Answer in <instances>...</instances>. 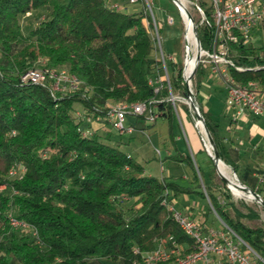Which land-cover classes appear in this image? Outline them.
Here are the masks:
<instances>
[{
  "label": "trees",
  "instance_id": "16d2710c",
  "mask_svg": "<svg viewBox=\"0 0 264 264\" xmlns=\"http://www.w3.org/2000/svg\"><path fill=\"white\" fill-rule=\"evenodd\" d=\"M39 11H46V16L24 33L19 17ZM206 13L205 22H195L203 48L211 39L209 9ZM145 16L142 6L137 13H127L111 9L108 0H0V183L18 191L11 197L2 193L1 198L2 204L9 202L14 216L37 232L33 236L11 227L1 211L0 264H132L159 243L168 247L172 242L189 252L192 239L162 201L169 204L172 197L191 192L208 200L207 213L216 214L264 261L259 211L230 200L229 189L222 179L216 180V173L207 180L199 170L195 189L183 186L144 173V166L118 147L95 133L81 136L78 130L90 125L75 119V103L101 123L105 105L114 101H143L148 104L143 118L154 110L158 117L172 119L167 88L154 93L148 83L160 65ZM251 51L238 50L236 61L244 66L263 64V59L248 58ZM39 59L47 67L66 68L83 87L52 97L47 88L20 83V74L39 65ZM169 65L170 85L178 89L181 65ZM204 73L198 65L193 93L220 159L238 176L237 164L219 139L217 120L196 97ZM231 74L264 87V68L232 69ZM13 164H22L24 172L9 180L5 176ZM253 190L264 199L259 188Z\"/></svg>",
  "mask_w": 264,
  "mask_h": 264
},
{
  "label": "built area",
  "instance_id": "2783aa9c",
  "mask_svg": "<svg viewBox=\"0 0 264 264\" xmlns=\"http://www.w3.org/2000/svg\"><path fill=\"white\" fill-rule=\"evenodd\" d=\"M180 18L183 22V62L181 65V81L178 89H172L170 85V71L168 64L174 62L172 56L166 53L165 43L161 36V26L159 17L153 10L152 0H126L125 4L140 3L144 12V25L152 40L155 57L159 61V69L156 74L148 79V83L153 87L154 93L159 92L163 86L167 88L165 99L170 102L172 110L178 113L179 104H184L192 113L194 127L200 132L204 147L210 153V148L206 136L202 129L201 122L196 118L191 106V99L187 92L193 93L192 78L198 65L208 68L210 73L221 79L225 88V105L231 108L236 115L249 112L254 116L264 114V101L259 93L264 91V87L256 80L246 82L237 80L231 70L242 72L245 70H256L264 68L263 64L244 66L236 61L237 51L243 48H251L250 59L264 60V0H177ZM203 2V5L200 3ZM186 3L194 6L199 22H205L207 18L206 10L209 9L211 26V39L207 47H201L193 26V16L186 7ZM116 0H108L111 9H126V5ZM183 9H186L191 17L192 23H188ZM31 12H26L29 16ZM172 18L168 19L172 23ZM19 81L22 84H33L47 88L52 97L62 96L78 91L83 87V82L66 68H50L44 61L39 65L29 67L20 74ZM146 102L114 101L105 105L106 113L104 124L110 125L118 134H132L136 129V121L146 119L153 121L158 117L154 110L147 115ZM75 119L89 125L94 121L91 115L83 110H76ZM128 115L135 117L134 123H126ZM81 136L89 137L95 132L90 126L78 127ZM159 154V151H157ZM24 172L22 164H13L8 169V175L12 178H21ZM7 192L9 197L17 194L18 191L6 183L0 184V204L2 193ZM208 204L209 201L207 200ZM5 215L8 223L13 228H20L29 231L31 235L37 236L34 226L18 219L12 214L11 205ZM172 212V217L189 236L194 248L183 253L182 247L174 242L165 247L161 243L151 251L141 253L139 261L132 264H264V261L247 246L231 229L222 221L224 230L207 229L201 223L180 211L175 210L171 203L167 204ZM210 205V204H209ZM1 212V211H0ZM214 212V211H213ZM216 215V214H215ZM217 217V215H216ZM218 218V217H217ZM219 219V218H218ZM220 220V219H219ZM138 253V249L134 250ZM260 262V263H259Z\"/></svg>",
  "mask_w": 264,
  "mask_h": 264
},
{
  "label": "crops",
  "instance_id": "0c3cea01",
  "mask_svg": "<svg viewBox=\"0 0 264 264\" xmlns=\"http://www.w3.org/2000/svg\"><path fill=\"white\" fill-rule=\"evenodd\" d=\"M121 4H125V1L123 0ZM203 68L208 72L209 81L207 86L208 100L206 105L201 103V106L205 111H209L212 117L217 120L219 139L227 148L232 161L238 166L240 177L234 172L238 180L252 189L259 188L262 194H264V114L258 117L249 112L236 115L231 108L225 105L226 93L221 79L212 75L208 68ZM220 95L222 97L221 102L219 100ZM259 96L264 101V91L260 92ZM145 120L139 119L138 126L135 124L137 130L154 129L153 126L156 122L148 126L150 123H148L149 121L145 122ZM167 121L169 143H164V150L158 154L160 173L158 178L174 179L183 186H190L195 189L196 172L199 176L198 171L200 170L203 177L205 173L199 167L194 154H205L200 159L204 162H207L208 158L211 159V157L204 147L200 132L194 127L192 113L186 105L179 104L178 113L173 111L172 119H167ZM105 125L96 120L90 124V127L100 137L99 133ZM175 156L184 159L178 160L174 158ZM188 156L191 158L193 167L188 162ZM168 162L171 165H168ZM213 168L215 169L214 163ZM165 171L167 174L163 175ZM144 173L151 175L146 172L145 168ZM206 175L210 176L211 174L208 173ZM194 196L199 197L205 204L201 206L200 203L194 200ZM219 198L218 196V200L220 201ZM178 200L181 201L182 208L175 210L198 220L200 223L204 221L203 224L201 223L204 230L210 228L219 229L207 224L209 215L207 213L208 202L197 193L180 194L177 197H172L170 203L174 205Z\"/></svg>",
  "mask_w": 264,
  "mask_h": 264
},
{
  "label": "rangeland",
  "instance_id": "374dc122",
  "mask_svg": "<svg viewBox=\"0 0 264 264\" xmlns=\"http://www.w3.org/2000/svg\"><path fill=\"white\" fill-rule=\"evenodd\" d=\"M116 1L121 3L123 0H116ZM152 2H153V10L160 19L159 24L161 26V36L165 43L166 53L172 56L175 65L179 67L180 65H182L183 62V31H184L183 22L179 14V9L172 0H152ZM125 5H126V9L123 12L137 13L141 10V4L138 2L132 4L127 3ZM186 7L188 8L189 12L192 14L194 18L193 19L194 23L198 22V14L194 6L189 3H186ZM45 16H46V11L32 12L30 16H26V17L20 16L19 20L21 22V28L23 32L27 33L29 29L40 20L39 18H41L42 20V18ZM169 18H172L173 20L172 23L168 22ZM37 63L40 64L41 60L39 59L38 61H36L35 64ZM168 67L170 71L169 64ZM208 81H209V77H208V72L206 70L205 73L200 76V88H199L200 91L196 96L198 101L204 105H206L208 100V92H207ZM219 100L221 102L222 100L221 95L219 96ZM75 107L78 110H81L80 104L75 103ZM131 122L132 123L135 122V117H133L132 115H128L126 118V123L128 124ZM145 122L148 121L145 120ZM148 123L152 124V121H149ZM153 127H154L153 130H149V128H146L143 131L135 129L132 132V134L120 135L110 125L106 124L103 127L102 131L99 133L100 134L99 138L102 141L108 143L109 145L118 147L121 151L131 156L135 161L142 164L147 173L159 177L160 173H159V162H158L157 151L159 150V152L162 153V151L164 150L163 144L169 143L168 133H167L168 121L166 118L158 117ZM194 155L199 164V167L202 170H204L205 173L204 177L207 179L208 175L206 174L209 173L211 174L210 179H213L216 172L215 170L212 171L213 170L212 160L208 158L207 162H204L201 161L200 159L201 157H204L205 154L198 155L195 153ZM168 165H171L170 162H168ZM222 167L223 169L225 168L229 173V176H227V178L230 180H234L236 182V179L232 177L233 170L231 169V167L225 165L224 163H222ZM166 174L167 173L165 171L163 175ZM238 176L240 177L239 173ZM5 177L9 180L12 179V177H10L8 173H6ZM219 178L220 177L217 175L216 180H219ZM236 178L238 179L237 176ZM229 192H230V200H232L237 205L243 202L244 204L254 206V208L259 211L261 221H264V209L261 208L260 206H255L253 204L254 200L250 199L251 196H249L250 195L249 193H238L235 191L237 194L235 195L230 191V189ZM219 199L221 200V198ZM194 200L200 203L201 206L205 204V202L201 200L199 197L194 196ZM2 202L3 201L1 198L0 211L5 212L10 206L8 205L7 201H4L3 204ZM128 204H126L124 207L128 206ZM173 208L174 209L182 208L181 201L178 200L177 203H174ZM207 224L211 225L213 228H219L217 230H224L223 224L216 217L214 213H209Z\"/></svg>",
  "mask_w": 264,
  "mask_h": 264
},
{
  "label": "water",
  "instance_id": "95a60500",
  "mask_svg": "<svg viewBox=\"0 0 264 264\" xmlns=\"http://www.w3.org/2000/svg\"><path fill=\"white\" fill-rule=\"evenodd\" d=\"M175 5L181 9L180 5L178 4V1L177 0H172ZM180 6V7H179ZM184 12H185V15L187 17V21L188 23H192V17L190 15V13L186 10V9H183ZM193 30L196 31V28L193 26ZM188 95L190 96V99H191V106H192V109H193V112L195 113V116L196 118L201 122L202 124V129H203V132L206 136V139H207V142H208V145H209V148H210V157L214 163V167H215V171L217 173V175L220 177V179H222V181H224V183L227 185V187L230 189V191L232 192V189L230 188V186H234L238 189H240L241 191H243L244 193H249L251 195V200H254L256 201L257 203H259L263 208H264V199L261 197L260 194H258L255 190H253L252 188L248 187L247 185L243 184L242 182H240L236 176H235V173L234 171L232 172V177L234 179H236V182L234 180H230L228 179L227 177H225L217 168V162H222L224 163L220 157H219V154H218V151L215 147V144H214V141L209 133V130L208 128L206 127L205 123H204V119L199 111V108H198V103L196 101V98L194 96V94L190 93V92H187ZM225 164V163H224ZM226 165V164H225ZM233 193V192H232Z\"/></svg>",
  "mask_w": 264,
  "mask_h": 264
},
{
  "label": "bare ground",
  "instance_id": "6f19581e",
  "mask_svg": "<svg viewBox=\"0 0 264 264\" xmlns=\"http://www.w3.org/2000/svg\"><path fill=\"white\" fill-rule=\"evenodd\" d=\"M217 168H218V170L225 176V177H227V176H229V173L227 172V170L224 168L223 169V167H222V162H217ZM234 188V190L236 191V192H238V193H244L243 191H241L240 189H238V188H236V187H234V186H230V188L232 189V192L235 194V195H237L236 194V192L233 190V188ZM249 196H251V195H249ZM251 199V198H250Z\"/></svg>",
  "mask_w": 264,
  "mask_h": 264
}]
</instances>
